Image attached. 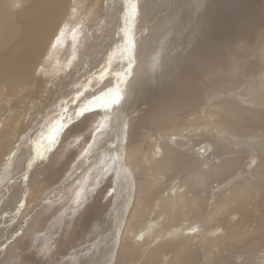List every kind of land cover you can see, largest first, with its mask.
<instances>
[{
  "label": "bare ground",
  "instance_id": "1",
  "mask_svg": "<svg viewBox=\"0 0 264 264\" xmlns=\"http://www.w3.org/2000/svg\"><path fill=\"white\" fill-rule=\"evenodd\" d=\"M112 1L113 0H0V165H3L4 161L9 158L10 154H14V152L22 145L21 143L23 139H27L29 134L26 136L24 133L34 119L36 120L37 118L36 122L38 121L40 123L42 119L51 115L50 112H52L51 110L53 106L47 110L45 107L46 104L52 102L50 100H53V97L55 96L51 95V92L56 90L53 88L54 83L64 79L67 82L69 81L74 84L82 75L90 74L93 71L94 66H98L101 63V60L106 56L107 52H109L108 50L111 46L118 43V40L121 38L120 35H118L119 24L112 19V13H115L118 17L121 27L124 29L123 25L126 24V15L123 11V6L125 9L128 5V0H125L121 5L120 12L116 11V8L114 9ZM135 1L138 3V0ZM157 1L158 0H148L150 3ZM195 1L196 0H167L168 4L166 3L162 5L164 8V15L161 13L158 17L157 25H160L159 22H163L162 26L157 27L156 18L153 17L142 30L139 28L142 21L140 13L138 12L135 13V19L133 17L130 19V23L127 24L130 33V38H128L131 39L129 43L131 49L126 51L125 55L128 56L127 58H131L133 61L132 63L138 64L136 66L137 72L136 70V73L133 72L136 75L140 73V68L143 63L146 62L148 57L154 55L157 48L155 45L151 46V39H149V41H151L149 43V41H147L148 39L145 40V37L143 38L141 34L145 33L146 35V31L157 30L160 36L154 41H156V45H158L161 37L164 33H167L168 51L163 55L156 67L157 75L151 82L152 87L149 88L145 85L147 79L145 78V75L142 74L137 83L134 82V79L132 80V76V81L129 82L130 85H126L123 89V95H126V99H124L122 109L120 108L121 113H119V118L118 115H116L118 119H120L121 116L120 122L121 120L123 122L121 137H119L121 140V147L119 146L121 148V155L119 154V156L122 157L124 165L122 159H120V163L116 165V167L115 165L113 167H115L114 171L120 173H118V178H121L123 181L124 179H126V181L129 179L128 185L131 184V177L128 178V176L131 173H133V176L135 173V175H137V177L134 176L133 182V184H136V204L133 206V209H140V215L143 216H149L153 211V207H155L154 211L156 208L159 210V207L164 211L169 210V215L165 216L167 221V217L170 216L167 224H170L173 220L175 221L176 216L179 218L180 215H183V211H180L183 210V208H181L182 206H179L181 202L185 203L186 206H189H187V212L189 213L191 210H194L192 209L194 207V201L192 200V204H189L185 202L186 197L184 200L181 197L182 195H179L176 200H173L175 204L173 206H168L171 202L168 201L167 198H165L167 201L163 199L166 194L161 197L157 194L161 191L158 190L159 183L161 182L160 180H162V177H158V174L161 173L158 172L163 169V166L161 165L168 164L171 166V169L168 168V170H174V176H176L177 172H181L183 176H181L180 173V178L184 177L182 181L183 189H185V193H190L191 195L197 188L200 190L203 186L202 184L213 182V180H217L218 183L220 181L219 179L222 178L226 180L227 178L225 177L227 176L228 178L233 176L234 179L236 176L235 174L239 173L240 175L238 174L232 181L234 189L236 187V192H231L229 197L230 200H225L223 202L224 205L213 209L209 207L211 201L209 202L210 199L206 196V198L209 199L206 201L208 202L207 206L212 210L206 214L203 213L205 210H203L204 204L198 206L201 205L199 202H202L204 198L202 199V197H200L201 200H198L197 198H199V194L197 197V193L195 196L193 193L192 196H194V200L197 199L198 201L195 200L197 202H195L197 204L196 206L200 208L203 207V211H201L202 213L199 212V215L203 217L202 214H205L204 220L202 219V221L200 219V221L198 218V224L196 223L197 225L191 226V224H195L193 222H196V219H193L197 217H192L191 221L186 218L189 221L188 225L185 224L186 226H183L182 224V228L179 229L180 225L170 224L172 226H169L167 229L168 231L165 232L163 230L164 227H160L161 222L160 226L157 221V223H153L151 216L149 221H147V219H144L143 221V217L134 214V219L132 217L134 215L131 216L130 213L127 215L128 218L125 224L122 221L123 224L120 227L116 224L111 226L113 230L116 229L112 241L115 240L120 243L121 246H125L124 240L130 232L128 242L131 243L129 241V239H131L135 245H140L139 243L143 242L151 232L152 234L147 237L146 242L154 245L150 244L152 246L149 247V251H152V253L157 252L158 250L162 251L164 249L162 247L167 248L168 246H171V250H173V258L171 263L169 261V264H181V255L183 254L188 256V261L190 258H195V256L198 257L202 252L211 257L214 255V252H221V250L224 249L223 245L225 240L222 238L224 234L233 238L234 243H238V246L244 251V246H241V244L245 239L252 237L254 234L253 237H255V239L253 238V242L255 244L250 242L253 247L249 244L250 246H247V251H244L246 252L244 254L248 256V259L250 258L251 263L264 264V256L259 255L260 257H255L251 254V252L255 253V249H257L261 243H264V214L263 216L256 218V221L254 215V210H256L258 206L264 208V0H203L201 3H198L197 6L194 4ZM174 12L179 13L183 19L187 18L190 12H194L192 16L195 18V21L192 26L195 29V36L189 38V42L183 47L181 45L183 43H181L182 39L177 43L174 41L173 34L171 33V19ZM200 18H203V20L200 21ZM101 24H104V28L107 30L100 29ZM133 27L134 34H132ZM98 31L101 32L99 39L95 36V33ZM124 35L125 31L122 41H127V34ZM54 39H57V41L54 44V50L51 51L53 48L50 49L51 53L54 51L57 52V48L59 47L61 50L58 51V53L61 54L59 57L62 60L67 58L69 65L66 67L69 68H67L66 73L60 70L56 72L50 85L48 83L50 82L49 80L44 81L41 77V75L46 74V72H44L43 69L40 71L36 70V66H39V62L47 53L45 50L48 44H52ZM65 42H70L72 45H76V49L73 51L72 48V52L70 51L68 56H66L65 51H63L65 48ZM145 44H147V46ZM85 47H87V49ZM126 48L127 46H125V49ZM48 49L49 46L47 50ZM83 51L85 52L84 55ZM125 60L127 61L126 57ZM127 64H129V61H127ZM129 73L131 72L129 71L127 75ZM162 75L164 77H162ZM124 78H126V76ZM66 81L64 82L66 83ZM61 87H64V85ZM21 99L24 100L23 103L19 101ZM6 108H8V111L4 114V109L6 110ZM12 109L13 112L7 117V113ZM74 109H77V107ZM17 110H19V112H16ZM102 111L104 112V110ZM42 113L44 116L39 117L38 115ZM84 114L83 116L80 115V117L82 116L80 120H76V123L72 126L70 125L71 127L69 129L67 127L66 135L70 137H73L74 135L70 143L72 146L73 144L78 143L82 137L85 139L87 136L86 133L90 130L95 131V134L93 133L95 137L94 140H98L99 135H102L96 133L103 124L101 123L102 118L99 116L100 114H97L95 110L91 114ZM223 117L225 119H223ZM117 121L118 120H116V122ZM212 131H215V135H217L216 140L218 139L228 146L224 152L222 151L223 153L220 158L218 157L217 161L219 163L225 161L224 164L217 165L221 166L219 169L214 168L217 166H212L213 168H211V164H208L210 158L215 161V158L218 156L215 157L212 155L211 150L214 148L208 143L201 142L204 145L202 144L198 148L197 146L191 147L193 145L192 142L196 137L200 136L199 138L201 139L205 138L201 137V135H206V138L203 141H206L207 138L210 140L212 137L214 139V136L211 135L213 133ZM61 133L63 132L61 131ZM160 133L163 135L159 141L157 137ZM177 133H180L179 137L177 136ZM207 134H210L212 137L209 138L210 136L208 137ZM148 135H152L153 139L159 142L157 144L155 141H150L149 149L146 151L148 147H145V141L147 140H145V137ZM61 137L63 139V136ZM171 137H174V139L172 140ZM198 139L194 141L196 142ZM24 141L25 143L27 142L26 140ZM217 145L219 146V144ZM190 147L191 151H189ZM154 148H156V150H154ZM71 150H69L70 153ZM158 150L160 153H158ZM248 150H251L253 153L252 155H256L257 153L259 155H257L258 157L254 158L250 163H245V158L250 154L248 153ZM154 151L156 155L153 154ZM192 151L195 154L194 157L196 160H194L192 156H189L192 154L190 153ZM158 154L160 155L159 157ZM73 155H75V152H72L67 158H65V160L68 161ZM250 158L252 159L253 156ZM146 160H148V163ZM199 161H203L202 164L207 165L208 168L206 167V170H210L209 172L207 171V174L201 175L199 171L202 172V170L197 169L196 171V168L199 166ZM52 166L55 168H52ZM60 166L56 168V165L53 164L48 166L49 168L47 167L48 173L43 170L40 176L38 174V176L36 175V179H39V181L35 184L36 186L34 187V190H29L31 192L28 194L30 195L29 197L31 198V201L35 198L37 199L38 196L42 197L40 194L44 189L53 186V183H55L53 181L56 179L55 176L57 174L60 172L61 174L64 172L69 174L70 171H66L68 169H63ZM244 167L245 169H243ZM108 170L110 169L105 170V172L107 173ZM166 172L167 171H165V174H172L168 173L169 171ZM240 172L244 173V175ZM179 173L177 175H179ZM105 175L109 176L108 174ZM2 176L5 175L3 171H0V182L2 181ZM163 177L167 178L168 176L164 175ZM169 180L165 183H168ZM173 182H175V180ZM222 182L224 181L222 180ZM222 182L221 184H224ZM227 182V184H229V180ZM133 184H131V187ZM227 184H224L225 188ZM97 185H100V183ZM167 185L166 187L169 186ZM118 186L119 183H117L116 187L118 188ZM178 186L179 185H177V187ZM206 187L208 189L210 188V186ZM219 188H217L214 193L210 194V198L219 195L218 193L220 189L223 190L224 186L223 188ZM169 189L170 188H167V192H169ZM171 190L174 191V189ZM228 192L229 191L227 190L225 193ZM206 193L205 195H207ZM154 195L157 196V198H154ZM17 199L18 204L20 203V199L22 202V198L18 197ZM85 200H88V202L84 204L82 208L83 219L79 221L82 227L88 223H93L98 217V212L100 213L103 209L102 204L97 200L92 201L89 198H85ZM212 204H214V202ZM126 205L127 203H124L120 209H123L124 212H129L132 208L130 207L131 209L128 210ZM214 205H218V203L215 202ZM178 208H180V210ZM133 209L131 210L132 213ZM195 209H197V212L198 208ZM185 212L186 210H184V213ZM188 213H185L187 215L183 216H189ZM162 214H160V216ZM163 215L161 220L164 217ZM154 216L157 217L155 214ZM171 216H173V218H171ZM123 217L126 218V215ZM109 219L108 215L101 214L96 224L94 223L95 226L93 225L94 227L89 228L90 233L85 236L89 238L91 235L89 239H94V236H100V238L102 236L105 237L104 232L107 233L105 229L108 228ZM129 219L131 220L129 221ZM183 219L185 218L183 217ZM131 222H135L136 227L138 228H133V223ZM163 222L164 221L162 220V223ZM177 222L182 223L178 220ZM189 225L191 226V230L188 228ZM259 226L263 229L259 228ZM154 229L155 231H153ZM184 229L190 230L189 234L191 235V241L193 239L195 240L194 237L196 235V237L200 239L198 241L196 240L198 244L196 247L192 246L194 247L192 251H189L185 243L188 242L189 239L182 236L186 232L183 231ZM256 235H259V237H257L259 239L257 243L255 241ZM83 238L81 239L83 240ZM63 239L61 241H65ZM168 240H174V242L170 245L166 244V246H162V242ZM89 241L92 243L93 240ZM80 243L81 246L86 244L84 241V244L82 242ZM145 243L143 242L142 244L146 245ZM88 246L90 247V244ZM238 246L231 249L232 253L237 250ZM80 247L76 246V248L83 251L82 247ZM113 247L114 243L108 245V248H112V250H114ZM260 247L261 249L259 248V251L263 249L262 245ZM75 251L72 252L74 253ZM81 251H79V253H81ZM93 251L92 253H88V255L86 254L85 257H89V259L92 260L91 255L89 254H93ZM46 252L48 253L49 251ZM132 252L137 253L134 255L139 259V261L136 262L137 264H146L148 261L150 262L152 260V256L155 257L156 255V253H153L155 255L151 253L152 255L148 257L147 255H149V253L146 255L145 252L143 260L139 258L143 256V254L142 256L138 255V252L140 251L132 249ZM106 253L107 252H105V254ZM108 253L109 258H107V261L104 260L101 255L99 262L105 261L104 264H109L111 262L112 252ZM187 253L190 254L188 255ZM76 254L77 253H75V255ZM80 256L82 257L83 255ZM80 256L77 258L72 257L75 261L71 264H83V257L81 258ZM160 256L158 255L159 259ZM232 256L235 255L233 254ZM69 259L71 258L69 257ZM63 260L65 261V257ZM202 260L205 262V257H202ZM67 261H65V263L68 264ZM241 261H243V259H236L237 264H240ZM97 263L98 262L95 264ZM121 264H123V262Z\"/></svg>",
  "mask_w": 264,
  "mask_h": 264
},
{
  "label": "rangeland",
  "instance_id": "2",
  "mask_svg": "<svg viewBox=\"0 0 264 264\" xmlns=\"http://www.w3.org/2000/svg\"><path fill=\"white\" fill-rule=\"evenodd\" d=\"M124 1L125 0H120V1L116 0V2H115V0H113L112 4H114L113 5L114 9L116 8V11L120 12V9H121L120 7L124 3ZM149 1H151V0H149ZM164 1H166V2H164ZM202 1L203 0H196L194 2V4L197 6V4L201 3ZM118 2H120V3H118ZM127 2H128V5L126 6L125 9L123 6V11L125 12V15L129 11V5L130 4L133 5L135 7V13L136 12L140 13V18H141L142 23L140 24L139 28H141L142 30H143V28H145V25L153 17L156 18L155 20L157 21V23H156L157 27L163 25V22H161V23L159 22L160 25H157L158 24V17L161 15V13L164 15V13H163L164 8L162 7V5H164L166 3L168 4L167 0H161V1L158 0L157 2H151V3L148 2V0H145V2H144V0H138V3L135 0H128ZM134 3H135V5L137 3V5L135 6ZM142 13H144V14H142ZM193 14H194V12L193 13L190 12L189 16L185 19L181 18V15L177 12H174V14L172 15L171 33L173 34L174 41H176L177 43H179V41L182 39V41H181V43L183 42L181 44L182 47L187 45V43L189 42V38H192L195 36V29L192 26L193 22L195 21V18L192 16ZM112 19L117 21L118 24L120 25V26L118 25V35H120L121 38L118 40V43L111 46V48L108 50L109 52H107L106 56H104V58L101 60V63L99 64L100 66L99 65L94 66L93 71L90 74L82 75L74 84L72 82H69V81L67 82L64 79L63 80L66 81V83L63 80L57 81L56 82L57 84L54 83L53 88L56 89L57 91L56 90H54L55 92L52 91L51 95H55L54 96L55 100L53 97V100L52 99L50 100L52 102H49V104H46V107H45V109L47 110L53 106L52 110H51L52 112H50L51 115L46 117L47 119L46 118L42 119L40 123L38 121L36 122L37 118H36V120L34 119L33 122L31 123V125L28 127V129L24 133V135L26 134V136L29 134L27 136V139L26 138L23 139L22 143H21L22 145L14 152V154L11 153L8 159L6 157L7 160L4 161L3 165H0V171H3V173L5 175V176H2V179H1L2 181L0 182V264H6V263L7 264H38V263L39 264H64L65 261H67V260H68L67 261L68 264H71L72 262L75 261L72 259V257H76V255L79 253V251H81V249L79 250L78 248H76V246L80 247L81 246L80 242L83 243V241L86 244L87 243L88 244L86 246V244L83 243L84 246L83 245L81 246L83 251H81V253H79L77 255V257L80 255H83L82 256L83 258L80 256L82 258L83 264H92V263L95 264L96 262H98L97 264H104L105 261L99 262V260H100L99 258L102 255L103 259L107 261V258H109L108 252H112L111 262L109 264H117V263L121 264L122 262H123V264H137L136 262H138L139 259H137V256H134L137 253H133L132 249L140 251L141 253L138 252L139 256L140 255L142 256V254H143L142 257L138 256L140 259H143V257L145 256V254H144L145 252H146V255L149 253V255H147L148 257L151 256L153 253H156V255L153 254V255H155V257L152 256L151 257L152 260L150 262L148 261L146 264H169V261L171 263V260L173 258L172 257L173 256V250H171L172 249L171 246H168L167 248L162 247V248H164L162 251L161 250L160 251L154 250L157 252H153V253H152V251H149V247L154 245L152 243L146 242L147 237L151 236V234H152L151 232L149 233V235H147V237L143 241L144 243L146 242L145 243L146 245L142 244L143 242H140V243L137 242L140 245H137V244L135 245V243L133 241H131V239H129V241L131 242V243H129L128 242V237H129V233H130L129 232L127 234L125 240H124L125 246L124 245L121 246L120 243H118L117 241H115V240L112 241L113 240V234L115 233L116 229L113 230L111 226L116 224L117 226L120 227L123 223L125 224V222L128 218L127 215L130 213H131L130 214L131 216L135 214L136 216L139 215V216L143 217L142 218L143 221H144V219H147V221H149L152 218V222L153 223L156 221L159 222L158 223L159 226H160V222H161L160 227H164L163 228L164 232L168 231L167 230L168 227L172 226V225H180L179 229L182 228V226H181L182 224H183V226L188 225L189 221H191V218L192 217L194 218L195 216L197 218H194L193 220L196 219V222H193L195 224H191V226L197 225L198 224L197 222H199L200 219L204 220V218H205L204 215L207 212L212 211L211 209H213L215 207H219V206L224 205L223 202L225 200L229 199L231 192H236V187L234 189V187H233L234 185H233L232 181L237 177V175L239 173L235 174L236 176L234 175L235 176L234 179H233V176H230V178H228V176L225 177L229 180V184H227L228 183L227 179L226 180H224L222 178L219 179L221 182H222V180L224 181L222 183L227 184L226 188H225V185L221 184V182L219 180H218L219 184L217 183V180L216 181L213 180V182H210V183L207 182V184H202L203 185L202 187L200 185V187H201L200 190H198L199 188H197L196 189L197 192L195 191L193 193H194V196L197 193L196 194L197 197L199 194V198H197L198 200L199 199L201 200L200 197H202V199L203 198L206 199V200H204V199L202 200L203 203L200 201L199 203L201 205H198V206H202L204 204L203 205L204 208L203 207L202 208H203V210L204 209L205 210L203 211L202 208L196 206L197 205L196 203L198 201H197V199H195L197 202L194 200V196H192L193 193H192V195L190 193H185V189H183V184H182L184 177L180 178L181 176H183L182 173L180 172L181 173V176H180V173L177 172V174L179 173V175L176 174V176H174L175 171L174 170H168V168L171 169V166H169L167 164L169 167L167 165H161V166H163V169L158 172V173L161 172L160 173L161 175L158 174V177H162V180H164V181L160 180L162 183L161 182L159 183L160 189L158 188V190L159 191L161 190L163 193L161 191L160 192L158 191L159 193H157V194L160 197L162 195L164 196L166 194L165 197L164 198L162 197V198L163 199L167 198V200L171 202L168 204V206L169 205L173 206L175 204V202H173V200H176V198L179 197V195H182L181 197L183 199L186 197L185 202H187L189 204L190 203L192 204L193 201H194V203L196 202L195 204L193 203V205H194L193 208L190 205V207L192 209H194L195 212H194V210H191V212H189L190 213L189 214L187 212L189 206L187 205L188 206L187 207L185 205V203L181 202L182 205L180 204L179 206H182L181 208H183V210H180V208H178V209L180 211H183V215H187L185 213H188L189 216L185 217L183 215L182 216L180 215L181 217L179 216V218H178V216H176L175 217L176 220L175 221L173 220V222H170V224H172V225H170V224H167V222L170 219V216L167 217L168 221L165 219V216L169 215V213H168L169 210L164 211V210L160 209V207H159V210L156 208V210L154 211L155 207H153L152 209L154 212L152 211L149 214V216L148 215L143 216V215H140V213H141L140 209H138V208L133 209V206L136 204V201H135L136 184H133V182H134V176L137 177V175H135L136 174L135 173L133 176V173H131L128 176V178L131 177L130 183L133 184L131 187V184L128 185L129 179L127 181H126V179H124V181H123L121 178H118V175L120 173L117 171H114L116 165H118L120 163V159H122V157L119 156V154L121 155V148H120L121 147L120 146L121 140L119 137H121V130H122L121 128H122L123 122H122V120L120 122L121 116H120V119H118V118H119V113H121V109L123 106L122 104H124V99H126V95H123L124 94L123 89L126 87V85L129 86L130 85L129 82L132 81L133 79H134V82L137 83L140 80V77L142 76V74H144L145 78L147 79V83L145 85L149 88L152 87L151 82L155 79V77L157 75L156 74V67H157L159 61L161 60V58L163 57V55L165 53H167V51H168V38H167V33H164V35L160 39V42L158 43V45H156V41H154V40L159 38V36H160V34L158 33L157 30L146 31L147 32L146 35H145V33L141 34L143 38L145 37V40L148 39L147 41H149V39H151V41H152L151 46L155 45V46H157V48H156V52L154 53V55L147 58L146 62L143 63V65L140 68V73L136 75L135 74L137 72L136 66L138 64L132 63L133 61L131 60V58H127L128 56L125 55L126 51L131 49V45L129 44L131 41V39H129L130 33H129V30L127 27V24L130 23V20L125 22L126 24L123 25L124 26V29H123L121 27L120 20L115 15V13H112ZM134 19H135V15H134ZM199 20L201 21V20H203V18H200ZM101 28H102V30H104V29L107 30L106 28H104V24H101L100 29ZM100 31L95 33V36L98 39L101 35ZM124 31H125V35L127 34L126 35L127 41H122ZM151 31H153V32H151ZM132 34H134V27L132 30ZM152 34H153V36H152ZM116 37H118V36H116ZM56 41H57V39H54L52 44H48L49 49L47 50V48H48V46H47V48L45 50V51H47L46 55L39 62V66L38 67L36 66V70L40 71L43 69V71L46 72V74L41 75V77L44 81L49 80L50 82H48V83L50 85H51V81L53 80L56 72H58L60 70L64 73H66L67 68H69V67H66L67 65H69L67 58L65 60H62L59 57L61 55L58 53V51H61L59 49V47L57 48V52L54 51L53 53H51V51H53L55 48L54 44ZM151 41H149V43ZM64 45H65V48L63 51H65L66 56L69 55L72 48H73V51L76 49V45H72L70 42H65ZM145 45L147 46V44H145ZM125 46H127L126 49H125ZM51 48H53V49L50 51ZM85 48L87 49V47H85ZM122 51H123V53H122ZM84 53L85 52L83 51V55H84ZM125 57H126L127 61H129V64H127ZM123 69H125V70H123ZM135 70H136V72H135ZM129 71L131 73H129L127 75V73ZM133 72H135V73H133ZM158 72H159V70H158ZM120 74H122L123 76L122 75H121L122 77L119 76ZM116 75H117V77H116ZM125 76H126V78H124ZM131 77H132V80H131ZM162 77H164V76L162 75ZM70 84H72V85H70ZM63 85H64V87H61ZM58 98H59V100H58ZM119 100H120V102H119ZM19 101L22 103L24 102L23 99H21ZM92 103H95V104H92ZM84 105L87 106V108L85 109L86 112H80V115L83 116L84 113H85L84 115L91 114L92 112H94V110L97 114L98 113L100 114L99 116L102 118L101 123H103V124H102V127L96 133H99L102 135H99L98 140H94L95 137H94L93 133L95 134V131L90 130L86 133V135L88 137L86 136L85 139H83L84 137H82L83 141L81 139L78 143H75L72 146L70 143H71V140L73 139L74 135H73V137L66 135L67 134V127L69 129L74 123H76V120H78V119L80 120V118L82 116L81 117H80V115L77 116L76 113L79 112L81 106H84ZM76 107L78 110L74 109ZM102 110H104V112ZM118 110H119V112H118ZM7 111H8V108H6V110L4 109V114ZM12 112H13V109L10 110L6 116L9 117ZM16 112H19V110H17ZM116 114L118 115V118H117ZM38 116L43 117L44 114L42 113ZM112 117H113V119H112ZM109 118L111 119V122H110ZM223 119H225V118L223 117ZM116 120H118L117 122L119 124L116 122ZM110 123H112V124H110ZM59 124H64V125L60 129V131L58 133H56L57 126ZM202 124H204V123H202ZM64 130H66V131H64ZM61 131L63 133H61ZM212 132L213 133L211 135L214 136V139L212 136H210V134L209 135L207 134V136L208 137L210 136L209 138L212 137V139L208 140V138H207L206 141H203L206 138V135L204 134V135H201V137H205V138L201 139V138H199L200 136L196 137L194 140H196L198 138L199 139L196 142L193 140V142H192L193 145L191 146V147L197 146V148H198L200 145L203 144L201 142H205V143H208L212 148H214V149L211 148L212 149L211 150L212 155H214L215 157L217 155L218 156L215 158L216 159L215 161H213L211 158L209 159L208 164H211V168H213L214 166H217V165L224 164L225 161H222V163L221 162L219 163L217 160H218V157L220 158L221 154L228 147L227 144H225L224 142H221L218 139L216 140L217 135H215L216 134L215 131H212ZM60 133H61V135H60ZM88 133H91V134H88ZM64 135H66V136H64ZM162 135H163L162 133H160L158 135L157 138L159 141L161 140ZM179 135H180V133L179 134L177 133L178 137H179ZM50 136H56L55 137V143L50 144V142H49ZM61 136H63V139ZM100 136L101 137L103 136V137L101 138ZM147 137H145V140L146 139L148 140V141L146 140L147 142L145 141V147L146 146L148 147V148L146 147L147 148L146 151L149 149L150 141H152V142L155 141L153 139L152 135H148ZM89 138H90V140H89ZM171 138H172V140L174 139V137H171ZM24 140H26L27 142L25 143ZM62 140H63V142H62ZM159 141H155V142L158 144ZM217 144H219V146ZM23 145H25V146H23ZM91 145H92V147H91ZM224 145L226 148L224 147ZM66 146H68V147H66ZM221 146H222V148H221ZM191 147H190L189 151H191ZM218 147H220V148H218ZM62 150H63V153H62ZM69 150H71V153L75 152V155H73L68 161H66L65 158H67L71 154ZM154 150H156V148H154ZM66 152H68V153H66ZM213 152H214V154H213ZM158 153H160L159 150H158ZM190 153H192L193 155ZM190 153H188V154H190L189 156H192V158L194 160H196V158L194 157L195 154L193 153V151ZM248 153H250L251 155L248 154V156L244 160L245 163H250L254 158L258 157L257 155H259L258 153L256 155L255 154L252 155L253 153L251 152V150H248ZM64 154H65V156H64ZM153 154L156 155L155 151ZM16 156H17V158H16ZM159 156L160 155L158 154V157ZM251 156H253L252 159L250 158ZM118 159H119V161H118ZM146 162L148 163V160H146ZM202 162L203 161H199L198 162L199 166L196 168V171H197V169L202 170V172L199 171V173L201 175L207 174L210 171L209 169L206 170L207 165L202 164ZM122 163L124 165L123 159H122ZM53 164L56 165V168H58V166L61 165L60 166L61 168L68 169L66 171H70L69 174H67V172H64L62 174L60 172L59 173L60 175L57 174L55 176V178L57 180L55 179L53 181L55 183L52 182L53 186L52 187L49 186V188L44 189V191L40 194V196L42 195V197L38 196L39 198L37 197V199L35 198L34 200L31 201V198L29 197L30 195H28V194L32 190H34V187L36 186L35 184L38 183L37 181H39V179H36V177L38 175L40 176L43 170H45L46 173H48V171H47L49 168L48 166H51ZM114 165H115V167H113ZM31 167L33 170L31 169ZM53 167L54 166H52V168ZM220 167L221 166H217L214 168L219 169ZM107 169H110V170H108L106 173L105 170H107ZM243 169H245V167ZM205 170H206V172H205ZM165 171H167V172L169 171L168 173H172V174H165ZM240 173L244 175V173H242V172H240ZM105 174H108L109 176H106ZM164 175H166L168 177L167 178L163 177ZM120 177H121V175H120ZM167 180H169L168 183H165ZM171 180H173V181L175 180V182H173ZM57 181H58V183H57ZM56 183H57V185H56ZM99 183H100V185H97ZM117 183H119L118 188L116 187ZM59 184L61 187L59 186ZM163 184H165V185H163ZM217 184H218V186H217ZM63 185H65V186H63ZM166 185L168 187H166ZM177 185H179V186L177 187ZM180 186H182V187H180ZM206 186H208V187L210 186V188L208 189ZM223 186L225 189L223 188ZM219 187L223 188V190L220 189ZM79 188H80V190H79ZM162 188H163V190H162ZM167 188H170L169 189L170 194H169V192H167L168 191ZM217 188L220 189V191L218 193L219 195H217L216 197H211L212 199L214 198L212 200L210 198V194L214 193L217 190ZM56 189H58V190H56ZM171 189H174V191ZM201 189L202 190L204 189L203 190L204 195H203V192ZM29 190H31V191H29ZM227 190L229 192L225 193ZM200 191L202 192V194ZM108 192H109V194H108ZM88 193L89 194L92 193V194L89 195ZM128 193H129V195H128ZM175 193H177V194H175ZM205 193L207 195H205ZM200 194H201V196H200ZM155 195H154V198L155 197L157 198V196H155ZM171 195H174V196H171ZM95 196H98V197H95ZM190 196H192V197L189 198ZM206 196L210 200L208 198H206ZM18 197L22 198V202L20 199L19 204L17 203ZM173 197H175V198H173ZM85 198H89L92 201L97 200L98 202H100L102 204L103 209L100 211V213L98 212V215H97L98 217L96 218V220L93 223H88L82 227V225L79 223V221H81L83 219V216H82L83 209L82 208H83L84 204H86L88 202V200H85ZM128 198H130V199H128ZM222 198H225V199H222ZM208 200H209V202L211 201L209 203V207L211 209L207 206L208 202H206V201H208ZM213 202H214V204H215V202L218 203V205L212 204ZM124 203H127L126 207L128 208V210H130L131 208L133 209V213L131 211L132 209L129 212H124L123 209H120V207H122L124 205ZM213 205H214V207H213ZM259 207L260 206H258L257 209L254 210L255 221H256V218H258L259 216H263V214H264V208L263 207L259 208ZM195 208H198L197 212H196L197 209H195ZM207 208H209V209H207ZM184 210H186L185 213H184ZM206 210H208V211H206ZM201 211H203V213H205V214H202L203 217H201V215H199V212H201ZM159 212H161V213H159ZM166 212H167V214H166ZM158 213H159V217H158ZM162 213L165 215H163ZM194 213H196L197 215ZM101 214H105L106 216L108 215V218H110L108 221V228L105 229V231L107 233L104 232L105 237L102 236L100 238V236L99 237L94 236L93 237L94 239H89L91 235L89 236V238L86 237L90 233L89 228H92L95 226L94 223L96 224V222L99 219V216ZM123 214L126 215V218L123 217L124 216ZM154 214L157 217H155ZM160 214H162L164 216L162 219L164 221L163 223L161 220L162 215L160 216ZM135 215L132 216L134 219H135ZM150 216H151V218H150ZM183 217L185 219H183ZM157 218H158V220H157ZM171 218H173V216H171ZM186 218H188L189 221ZM198 218H199V220H198ZM116 219H118V220H116ZM130 220L131 219H129V221ZM177 220L181 221L182 223L177 222ZM122 221H123V223H122ZM131 223H133L132 224L133 228H138V227H136L135 222H131ZM191 226L190 225L188 226V228L190 230H191ZM250 228H252V227H250ZM259 228L263 229L260 226H259ZM190 230L184 229L183 231L184 232L186 231L185 232L186 235L183 234L182 236L189 239L188 242H185V243H186L189 251H192L193 248L196 247V245L198 244L197 241L200 239L197 238L196 237L197 235H196L194 237L195 240L193 239L191 241V235L189 234ZM87 231H88V233H87ZM153 231H155V229ZM59 232H62L64 236L62 235V233H59ZM153 236H154V233H153ZM253 236H254V234L252 235V237H249L250 239L249 238L245 239L246 242L244 241L241 244V246H244V248H243V249H245L244 251H247V248H248L247 246L251 245L250 242L254 243L253 241H254L255 237H253ZM59 237H60V239H59ZM83 237H86V238H83ZM257 237H259V235H256V240H255L256 243L259 241V239ZM81 238H83V240ZM222 238L225 240V243L223 245L224 249H222L221 252H217L215 250L216 253L214 252V255L212 257L210 255L202 252L198 256L199 258L195 256V258H190V260H188V261H187L188 256H185V254H183V255H181V260H182L181 264H232V263L237 264L236 259H243V261H241L240 264L241 263H243V264L244 263L245 264H255V263L250 262V258L248 259V256L244 254L246 252L241 250V247L238 246L239 245L238 243H234L233 238L228 237L227 234H224ZM62 239L65 241H61ZM84 239L87 241H89V240H93V241L91 243V241L87 242ZM181 239H182V237H181ZM236 239H237V237H236ZM172 242H174V240H170V241L168 240V241L162 242L163 244L162 243H160V244H162V246H166V244L170 245V244H172ZM113 243H114V247H113L114 250H112V248H108V245L113 244ZM89 244H90V247L88 246ZM150 244H152V245H150ZM130 245H131V248H130ZM261 245L263 246L262 248L264 249V243L263 244L261 243ZM49 246L52 248H50ZM192 246H194V247H192ZM235 246L236 247L238 246V248L236 251H234V253H232L231 249ZM260 246L257 247L258 250L255 249V253L251 252V254L254 255L255 257L256 256L260 257L261 255L264 256L263 249L259 251V248L261 249ZM95 247H97V248H95ZM74 249L75 250L78 249V250H76L77 252ZM90 249H92V250H90ZM105 249H107V250H105ZM84 250H85V252H84ZM88 250L91 252H89ZM46 251H49L48 252L49 254ZM72 251H75V252L73 253ZM92 251L94 253L89 254V255H91V259H92V260H90L89 257H85V255L86 254L88 255V253H92ZM104 251L107 253L105 254ZM115 252H117V253H115ZM158 252H159V254H158ZM44 253H45V255H44ZM75 253H77V254L75 255ZM68 254H69V256H68ZM187 254L189 255L190 253H187ZM233 254L235 256H232ZM158 255L159 256L161 255L160 259H159ZM162 255L164 258L162 257ZM200 256H201V258H200ZM64 257H65V261L63 260ZM69 257L72 259V261H71V259H69ZM202 257H205V259H206L205 262H203ZM87 259H88V261H87ZM247 261H248V263H247ZM212 262H214V263H212ZM65 264H67V263H65Z\"/></svg>",
  "mask_w": 264,
  "mask_h": 264
},
{
  "label": "snow or ice",
  "instance_id": "3",
  "mask_svg": "<svg viewBox=\"0 0 264 264\" xmlns=\"http://www.w3.org/2000/svg\"><path fill=\"white\" fill-rule=\"evenodd\" d=\"M134 15H135V7H134L133 5H129V11L127 12L126 17H125L126 22H127L128 20H130L132 17H134ZM86 107H87L86 105L81 106L79 112H77L76 115L79 116V115H80V112H86V111H85ZM62 127H63V124H59V125L57 126V131H56V133H58ZM55 137H56V136H50V137H49V142H50V144L55 143Z\"/></svg>",
  "mask_w": 264,
  "mask_h": 264
}]
</instances>
